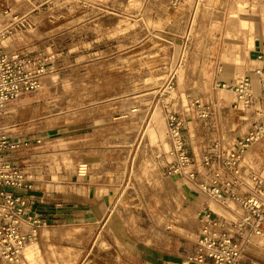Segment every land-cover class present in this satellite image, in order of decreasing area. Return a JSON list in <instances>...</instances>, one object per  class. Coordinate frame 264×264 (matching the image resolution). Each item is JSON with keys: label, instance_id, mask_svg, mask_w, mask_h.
I'll return each instance as SVG.
<instances>
[{"label": "rangeland", "instance_id": "374dc122", "mask_svg": "<svg viewBox=\"0 0 264 264\" xmlns=\"http://www.w3.org/2000/svg\"><path fill=\"white\" fill-rule=\"evenodd\" d=\"M238 2L9 0L0 10L21 30L31 26L21 18L26 13L43 26L29 36L45 72L18 116L36 121L28 131L43 133L42 150L65 146L55 142L65 130L68 141L79 140L68 144L75 154L85 158L108 147L119 167L113 213L121 225L96 242L83 264H142L119 250L120 233L165 251L195 229L187 197L193 188L165 173L167 128L172 117L181 120L195 155L235 144L247 132L249 112L229 87L242 78V54L255 39L251 25L239 20Z\"/></svg>", "mask_w": 264, "mask_h": 264}, {"label": "crops", "instance_id": "0c3cea01", "mask_svg": "<svg viewBox=\"0 0 264 264\" xmlns=\"http://www.w3.org/2000/svg\"><path fill=\"white\" fill-rule=\"evenodd\" d=\"M7 2L9 0H0V10L7 7L5 6ZM238 3L237 15L241 18L239 20H244L251 25L255 37L252 48L242 54V63L240 62L241 65H239L242 78L238 81L247 79L253 92L258 94V77L254 72L262 66L256 60V54L262 47L264 37V0H239ZM32 17L34 16H29L27 13L22 15L23 21L30 22L31 26L23 27L24 29L21 30L17 22L9 20L10 22L7 23V14L0 13V26H13L5 40L0 38V47L6 53L20 52L33 59L41 56L33 53L36 48L29 35L35 30L42 32L43 26L40 22L36 26ZM39 41V48L45 49L46 37ZM27 96L22 97L15 108L0 112V120L4 119L2 127L9 138L22 137L31 142L30 146L10 156L11 160L29 176V187L7 189L25 200V218H36L42 223L35 229V236L23 250L21 264H83L85 256L93 249L96 242L104 235L113 236L116 226L120 224L113 213V202L119 191L120 181L117 175L119 167L115 166L114 160L111 159L108 147L85 158L75 154L72 147L68 148V144L79 143V140L68 141L70 137L65 136L63 126H59L62 130L59 135L57 129H54V133L59 136L55 138V142L64 141L65 146L55 144L52 153L42 150L43 143L39 138L43 137V133L28 131L36 125V121L18 117L25 112ZM101 123H103L102 131L109 129L106 124L104 125L103 120ZM85 129H89V126ZM232 146L233 144H215L213 149ZM190 153L198 161L205 155L206 150L201 155H195L191 151ZM79 163L88 165V174L85 178L76 176V167ZM263 163L264 140L243 151L236 171H230L227 176L230 182L239 184L233 189L235 194L240 196L241 189L251 186L249 177L252 174H261ZM196 167L199 175L195 182L180 178V186L187 188L189 184L193 188L187 191L189 206L194 210L196 220V227L192 233L183 232L176 242L175 249L162 251L150 250L149 246L138 245L133 240L126 241L123 234L119 232L121 242L119 250L139 259L142 264L179 262L196 251L197 241L206 225L207 216L209 219L218 220L222 226L224 222H235L240 218L241 210L237 201L227 200L222 204L200 188L199 185L202 182L208 184L209 172L200 166ZM30 229V225L26 224L22 230L28 232ZM221 229L220 226L211 228L215 233ZM168 243L173 244L172 239L168 240ZM0 264L7 263L0 261ZM240 264H264L263 236L253 238Z\"/></svg>", "mask_w": 264, "mask_h": 264}, {"label": "built area", "instance_id": "2783aa9c", "mask_svg": "<svg viewBox=\"0 0 264 264\" xmlns=\"http://www.w3.org/2000/svg\"><path fill=\"white\" fill-rule=\"evenodd\" d=\"M8 34L6 30L0 31L1 40H5ZM256 60L262 64L254 72L258 77V94L253 92L247 79L229 86L249 112L248 130L232 147L209 150L197 161L191 155L182 134V121L172 117L169 122L167 139L170 161L165 166L166 174L195 182L199 175L196 166L207 169L208 184L202 182L200 188L222 204L227 200L237 201L241 215L237 221L224 222L223 226L218 220L207 216L196 251L179 262L161 264H240L253 238L264 237V163L262 173L249 177L251 186L245 185L240 196L233 191L239 184L230 182L227 177L230 171H236L243 151L264 140V37ZM44 72L37 59L20 52L6 53L0 47V112L22 97L38 91ZM30 144L20 137L9 138L0 128V261L7 264L21 263L23 250L35 236V229L42 224L39 219L25 218V200L7 190L29 187V176L10 156ZM87 174L88 165L79 163L76 176L85 178ZM26 224L31 227L28 232L22 230ZM215 226L222 229L215 233L211 230Z\"/></svg>", "mask_w": 264, "mask_h": 264}]
</instances>
